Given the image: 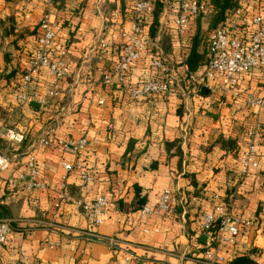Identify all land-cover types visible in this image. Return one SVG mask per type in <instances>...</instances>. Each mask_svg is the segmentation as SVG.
Listing matches in <instances>:
<instances>
[{
	"label": "crops",
	"instance_id": "0c3cea01",
	"mask_svg": "<svg viewBox=\"0 0 264 264\" xmlns=\"http://www.w3.org/2000/svg\"><path fill=\"white\" fill-rule=\"evenodd\" d=\"M68 1L73 0L57 3L54 17L55 51L68 53L69 75L56 108L43 110L18 100L43 10L32 4L20 8L18 0L9 4L0 0V144L14 151L8 156L10 169L0 178L5 182L24 172L27 155L33 153L47 184L42 192L0 187V220L13 222L10 245L0 247V264H203L208 240L198 224L201 215L213 209L215 197L230 203L233 216L251 223L233 247L219 248L226 264L240 256L264 264V157L259 156L258 169L245 175L240 164L250 131L256 132L257 147L264 153L261 114L221 93L200 98L189 91L186 100L149 98L133 104L112 74L118 45L102 60L97 46L127 26L134 0H124L109 17L101 14V0L95 11L87 5L76 14L68 10ZM164 11L158 36L148 40L146 54L128 84L152 77L147 65L153 54L166 60L171 76L187 72L184 63L197 21L188 36L177 38L174 15ZM25 15L30 20H24ZM201 71L191 78L196 81ZM106 76L111 77L110 84L104 83ZM28 88L30 94L46 97L50 80L40 73ZM50 131L56 140L85 139V153L76 158L41 148L40 141ZM8 132L24 141L6 140ZM61 162L81 164L91 174L90 199L112 194L99 228L82 220L75 208L81 197L75 174L67 179L66 200L59 202ZM165 190L178 201L173 216L152 215L142 222L141 209L154 208ZM145 228L149 234L143 233Z\"/></svg>",
	"mask_w": 264,
	"mask_h": 264
},
{
	"label": "built area",
	"instance_id": "2783aa9c",
	"mask_svg": "<svg viewBox=\"0 0 264 264\" xmlns=\"http://www.w3.org/2000/svg\"><path fill=\"white\" fill-rule=\"evenodd\" d=\"M60 0H18L23 5H34L42 8L43 13L38 21L37 34L34 48L27 62L23 87L18 100L23 105L36 103L43 110L56 108V101L60 95L61 85L69 75L67 64L68 53L65 50L55 51L58 26L54 17V9ZM157 2L164 5V12L170 10L174 15L172 19L175 36H188L193 24L200 18H205L210 13L206 0H134L128 12L129 22L126 27L110 35L109 40H100L97 50L99 60L104 59L108 52L118 45V59L113 67L112 74L117 78L119 85H124L130 102L141 103L149 98L169 99L177 97L186 100L189 91L200 98L202 89L210 92L209 95L221 93L233 101L242 100L244 106L254 112H259L264 121V2L254 1L252 6L240 4V7L227 17L207 37L208 63L202 69L196 81L188 72L177 78L169 74L165 59L158 54L150 57L147 69L152 77L138 84H128V78L138 71V64L146 54L149 40L148 31L152 24ZM24 20H30L28 15ZM44 73L50 80V91L46 97L30 94L28 84L31 78ZM111 77L104 78L105 84H110ZM250 80L252 84H245ZM244 83V85H243ZM262 86L261 93L254 95V87ZM252 90V92H251ZM52 131L46 134L39 146L43 149L59 150L64 155L79 157L85 153L87 141L56 140L52 138ZM4 138L10 142L21 144L24 137L12 132L5 134ZM248 144L240 157L243 175L251 169L259 168V156L264 153L256 144V132L247 134ZM11 162L0 153V174L7 172ZM64 175L60 177L59 202L66 200L67 179L75 174L79 181L81 197L74 202L79 210L82 220L93 227L103 225V215L109 210L112 203V194L101 193L90 199L94 179L81 165H71L61 162ZM6 186L10 192H16L24 187L26 191H45L47 184L44 182L36 156L27 155L24 172L2 182L0 187ZM215 205L211 211L201 215L198 231L206 236L208 243L204 248L203 264H226V259L218 253L219 248L233 247L237 239L251 228V223L237 218L230 212V203H225L219 198H214ZM178 205L177 198L168 190L163 191L154 208L144 207L140 211L142 222L147 221L152 215L173 216ZM217 228L215 235L212 230ZM155 232V230L153 231ZM144 234L150 231L146 228ZM13 235V222L9 219L0 220V247H8ZM214 244L216 246L213 247ZM126 262L132 263L131 259Z\"/></svg>",
	"mask_w": 264,
	"mask_h": 264
},
{
	"label": "trees",
	"instance_id": "16d2710c",
	"mask_svg": "<svg viewBox=\"0 0 264 264\" xmlns=\"http://www.w3.org/2000/svg\"><path fill=\"white\" fill-rule=\"evenodd\" d=\"M7 4L13 0H5ZM201 1V0H199ZM203 1V0H202ZM244 0H206L207 5L210 8L209 18H212L211 24L212 28L209 32L215 30L227 17H229L235 10L240 7V4ZM258 2H264V0H257ZM164 5L157 2L155 13L152 18V24L149 28V41H154L159 33L160 19L163 13ZM201 19L196 22V29L193 38L191 39V50L188 58L186 59L184 65L186 66L187 72L190 75H194L199 70L206 67L208 63L207 54V37L208 33L204 34L200 29ZM13 21V20H12ZM13 30V29H12ZM203 97V95H201ZM217 228L212 230V235H215ZM213 247L215 246L212 244ZM228 264H257L248 256H240L231 260Z\"/></svg>",
	"mask_w": 264,
	"mask_h": 264
},
{
	"label": "rangeland",
	"instance_id": "374dc122",
	"mask_svg": "<svg viewBox=\"0 0 264 264\" xmlns=\"http://www.w3.org/2000/svg\"><path fill=\"white\" fill-rule=\"evenodd\" d=\"M98 1L99 0H80V1L79 0L78 1L73 0V1H68L67 6H68V10L70 11V13H73V14H76V12L84 10L87 5H89L91 7V11H92V8L95 11L96 3ZM110 1H112V2H109V0H101V3H100L101 8H99V9H100L102 15L105 14L109 17L112 12L117 11L116 9H120V4L124 3V0H118V1L117 0H110ZM116 1L120 2V3L118 5H116ZM254 1L255 0H244V1H242V4H243V6H245L244 4H248V6H252ZM127 2H128V0H127ZM9 3H11V1ZM18 7L21 8L22 5L20 4ZM59 8H63V5L61 4ZM211 20H212V18H209V15L206 16L205 18H202V20L200 22V26H201L200 29H201L202 33L206 34L210 31V29L212 28L211 27L212 26ZM165 48L167 49L166 44L164 43L163 49H165ZM261 90H262V86L256 85L254 87V92H252V90H251V92L254 95H258L261 93ZM22 151H24V150H20L19 153H21ZM0 152L2 154H4L7 158H8V156H10V154H12V152L14 153L12 148L5 145L4 143L0 144Z\"/></svg>",
	"mask_w": 264,
	"mask_h": 264
},
{
	"label": "water",
	"instance_id": "95a60500",
	"mask_svg": "<svg viewBox=\"0 0 264 264\" xmlns=\"http://www.w3.org/2000/svg\"><path fill=\"white\" fill-rule=\"evenodd\" d=\"M201 93H202L203 96H209V94H210V92L208 90H206V89H202Z\"/></svg>",
	"mask_w": 264,
	"mask_h": 264
}]
</instances>
